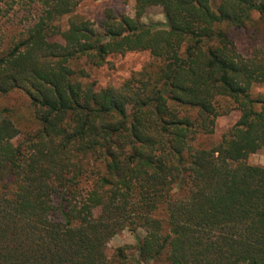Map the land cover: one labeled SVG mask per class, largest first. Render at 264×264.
I'll use <instances>...</instances> for the list:
<instances>
[{
  "label": "trees",
  "instance_id": "16d2710c",
  "mask_svg": "<svg viewBox=\"0 0 264 264\" xmlns=\"http://www.w3.org/2000/svg\"><path fill=\"white\" fill-rule=\"evenodd\" d=\"M78 4L0 0V264H264V166L247 162L264 0H136L98 26ZM152 6L165 26L142 21ZM136 51L150 60L120 84L89 81ZM125 229L136 256L109 257Z\"/></svg>",
  "mask_w": 264,
  "mask_h": 264
},
{
  "label": "rangeland",
  "instance_id": "374dc122",
  "mask_svg": "<svg viewBox=\"0 0 264 264\" xmlns=\"http://www.w3.org/2000/svg\"><path fill=\"white\" fill-rule=\"evenodd\" d=\"M136 0H79L76 13L80 16L90 19L98 26L107 9H112L116 13H125L131 16L135 15ZM142 21L146 23L165 26L166 17L160 6H152L147 9ZM150 60L149 53L136 51L126 55L112 56L106 65L102 67L87 66L90 73L89 81H94L99 87L109 84L118 85L133 72H137ZM254 95L264 96V85H255ZM19 95H12L2 102L7 106H15L19 102ZM239 113L233 111L231 114L220 116L217 119L215 133L209 136H203L199 140L207 147L215 145L227 131V129L237 120ZM249 164L264 166V149L255 154H251L247 159ZM143 236V232L139 233ZM137 237L134 232L125 229L111 238L107 245L106 252L108 256H114L116 250L125 247L131 257L136 256L135 248Z\"/></svg>",
  "mask_w": 264,
  "mask_h": 264
}]
</instances>
